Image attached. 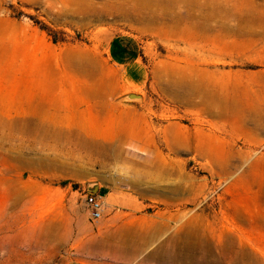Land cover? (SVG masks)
<instances>
[{
	"label": "rangeland",
	"instance_id": "obj_1",
	"mask_svg": "<svg viewBox=\"0 0 264 264\" xmlns=\"http://www.w3.org/2000/svg\"><path fill=\"white\" fill-rule=\"evenodd\" d=\"M73 2L0 0V264H264V0Z\"/></svg>",
	"mask_w": 264,
	"mask_h": 264
},
{
	"label": "crops",
	"instance_id": "obj_2",
	"mask_svg": "<svg viewBox=\"0 0 264 264\" xmlns=\"http://www.w3.org/2000/svg\"><path fill=\"white\" fill-rule=\"evenodd\" d=\"M107 58L112 66L123 72L127 84L131 86L143 84L145 72L143 65L140 63L141 45L135 36L118 35L114 37L108 45ZM149 206H152L149 202L144 205V207ZM1 215L0 213V228ZM149 215L148 213V218ZM153 220L154 218H152V222Z\"/></svg>",
	"mask_w": 264,
	"mask_h": 264
},
{
	"label": "bare ground",
	"instance_id": "obj_3",
	"mask_svg": "<svg viewBox=\"0 0 264 264\" xmlns=\"http://www.w3.org/2000/svg\"><path fill=\"white\" fill-rule=\"evenodd\" d=\"M72 1V3H73V5L75 4V2H73V0H71ZM81 1V0H80ZM118 1H124L127 5H129V6H132V5H134V6H132V7H134V10H136V11H139L138 9H137V7H140V5H141V0H118ZM144 1V0H143ZM124 2L122 3L121 2V4H124ZM69 3H71V2H69ZM133 3V4H132ZM82 4V3H81ZM81 4H80V7H81ZM147 4V3H146ZM69 5V4H68ZM76 7H77V5H76ZM126 7V6H125ZM142 7V6H141ZM78 8H79V6H78ZM124 8V7H123ZM126 9V8H125ZM143 9V8H142ZM80 12L82 11V10H79ZM131 11V10H130ZM141 11H143V10H141ZM125 12H128L127 10L125 11ZM70 14V13H69ZM127 15V14H126ZM143 18V17H142ZM151 18V17H150ZM145 20V19H144ZM143 20V21H144ZM155 20V19H154ZM182 21V20H181ZM156 22V21H155ZM178 22L176 21L175 22V26H172V29H175V28H177V26H176V24H177ZM201 24L202 23H199V21L198 22H194L193 23V29L192 30H198L200 27H201ZM166 27V26H165ZM202 27L204 28V26H203V24H202ZM79 71L81 72V73H84L85 75H87V76H90V77H92V76H94L95 75V71H93V69L92 70H90V69H87V68H83V67H79ZM100 90L101 91H105V90H103L102 88H100ZM108 92L110 93V91L108 90ZM187 96V94L185 95V97ZM204 103L206 104V101H204ZM219 107V108H218ZM217 108L218 109H221L223 106L222 105H219ZM181 140V139H180ZM175 141V140H174ZM186 141V140H185ZM170 142H172V141H170ZM179 142V141H178ZM174 143H176V142H174ZM186 143V142H185ZM178 144V143H177ZM182 144V143H181ZM187 144V143H186ZM180 145V144H179ZM93 146V145H92ZM183 147L185 146V145H182ZM179 147H181V146H179ZM121 147H115V148H113V147H109V146H101V147H99V146H95V147H93V152H95V155L96 156H98V157H100V158H104V159H110L111 157L115 160V161H120V159H121V155H120V149ZM189 148V147H188ZM178 150H179V148H178ZM103 160V159H102ZM128 160V162H129V164H137V162H136V160H134V159H132L131 157H129V159H127ZM104 161H107V160H104ZM125 161V160H124ZM126 162V161H125ZM139 165H141V163L139 164Z\"/></svg>",
	"mask_w": 264,
	"mask_h": 264
},
{
	"label": "built area",
	"instance_id": "obj_4",
	"mask_svg": "<svg viewBox=\"0 0 264 264\" xmlns=\"http://www.w3.org/2000/svg\"><path fill=\"white\" fill-rule=\"evenodd\" d=\"M86 203L94 219H100L104 210L103 198L100 194H87Z\"/></svg>",
	"mask_w": 264,
	"mask_h": 264
}]
</instances>
